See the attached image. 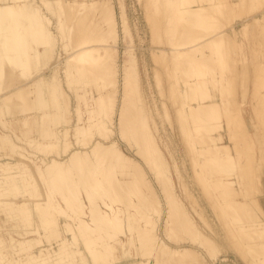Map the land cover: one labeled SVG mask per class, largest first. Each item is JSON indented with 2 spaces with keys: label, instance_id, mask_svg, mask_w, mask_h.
<instances>
[{
  "label": "bare ground",
  "instance_id": "obj_1",
  "mask_svg": "<svg viewBox=\"0 0 264 264\" xmlns=\"http://www.w3.org/2000/svg\"><path fill=\"white\" fill-rule=\"evenodd\" d=\"M140 3L147 13L146 29L156 35L143 51L156 54L160 59L154 64L165 71L158 80L165 81L157 83L158 96L171 92L165 111L159 100L145 101V106L156 105L160 116L169 112V125H177L183 132L182 146L189 148L183 151L185 159L193 158V163L199 159V167L192 170L203 171L204 177L200 183L188 184L194 190L205 186V192H199L200 202L196 198L183 201L178 191L168 194L173 186L186 196L179 157L169 160V153H164L168 136V144L177 139L171 130L161 133L162 118L153 122V113L139 117L138 107L144 104L137 75L130 76L131 67L129 73L125 69L128 78L117 84L107 75H114L118 68L115 45L108 41L117 34L119 19L111 0H0V81H8L9 71L19 75H14L18 82L23 80L18 85L13 82L10 89L12 83L0 85V115L12 113L13 104L28 94L38 109L0 121V264H234L233 253L239 262L253 256L256 260L246 258V264H264V197L257 202L261 211L254 206L262 213L257 217L250 195L252 184H264V92L248 93L254 82L259 88L264 83V0ZM63 4L70 14H65L67 19L56 15L54 27L50 12L66 10ZM257 4L258 9L248 14V7ZM122 9L118 24L124 32L128 19ZM236 10L240 18L230 23ZM52 28L68 45L64 43L62 62L65 79L77 84L75 120L55 128L49 142H35L39 147L48 145L40 157L11 142L8 128L11 123L21 130L55 108L62 113L60 102L66 94L48 72L54 64L46 66L53 55ZM139 54L136 57L145 59ZM241 55L245 65L239 64ZM186 60L189 67L181 69L180 61ZM236 76L243 78L239 84L243 97L236 104H246L242 120L248 134H254L251 142L239 141L233 128L228 129L226 119L233 109L216 97L224 83ZM182 77L184 86L189 82L193 87L186 91L187 100L180 98ZM63 102L67 106L69 101ZM114 121L124 150L113 135ZM30 138L24 141L31 143ZM196 141L204 142L196 145ZM251 143L253 150H261L260 157L252 170L243 165L240 171H252L253 177L241 179L236 170L247 159L241 156ZM198 207L203 215L191 217V212L199 215Z\"/></svg>",
  "mask_w": 264,
  "mask_h": 264
},
{
  "label": "rangeland",
  "instance_id": "obj_2",
  "mask_svg": "<svg viewBox=\"0 0 264 264\" xmlns=\"http://www.w3.org/2000/svg\"><path fill=\"white\" fill-rule=\"evenodd\" d=\"M115 2H117V5H116ZM123 2L125 3V5H124ZM139 2H138V0H122V4L120 5V3H121L120 0H118V1L117 0H111L112 7H114V10H115L116 19L117 18H119V19H117V24H116L117 27H115V30H114V32L117 31V34L113 32L114 35L110 36L108 38V41H109L110 44H112V45L114 44L115 45V48H114V52H115V55H116L115 59H116V61L118 63V64L116 63V67H118L119 69L116 68L117 69V71H116L117 73L115 72L114 75H113V73H110V74L106 73V74L108 76H110L111 79L116 82V84H117V82L118 83H120L121 81L123 82V78H128V76H126L124 74L126 72L127 73L130 72L129 71L130 67H131V73H133L130 76L134 77V76L137 75V77H138L137 79H139L138 81H140V82H138V85L140 83V86L138 87L137 90L141 91V93H142V96H141L142 104H144L142 108L138 107V108H140L139 109V117L140 118L142 117L141 114L153 113V116H152L153 117V122H155L156 120L162 118L164 120L165 124H162L160 126L161 133H163V131L165 130L166 134H170V130H171L172 134L177 139V141L173 140V142L168 144V142L171 141V137L168 136V138L166 140L167 148L164 150V153L165 154L169 153L168 154V159L169 160L175 159L173 157H175L176 155L179 157L178 158V166L177 167L181 169V173L182 172L185 173V175H183V179L187 182V184H186L187 185L186 196L184 195L185 192L183 190H181V189H179L177 187H173V186H172V188L170 190H168V194H172V193L177 194V191H178L179 192V196L181 197V199L183 201H186L187 199L190 200V199L196 198V201L200 202L201 196L199 195V192H201V193L203 191L205 192V190H206L205 186L202 185L201 187H199L200 189H195L194 190V188L192 187V184L191 185L188 184V181H196V182L200 183L201 179L204 177V176H202L203 171H199V172L195 173L192 170L193 167H195V166L199 167V162H200L199 159L195 158L194 159V163L192 162L193 158H191V162L188 159L187 160L185 159L183 151L185 150V151L188 152L189 148L183 147L184 144H181V143H183L185 141H184V139L182 141L179 140V138L182 136L183 132L177 127V125H175V124L173 126L171 124L169 125V123H170V114H169V112L168 113H163V115L160 116L161 113L158 114L157 109L155 107L156 105L153 106L152 103H151V105L149 107H147V105L145 106V101L146 102L147 101L151 102V101H154V100H159V102H162V104L160 106V109H164V111H165L167 109V100H169V96H170L171 92L168 93L167 91H162L163 93L160 92V97L158 96V94H159V91H158L159 89L158 88L160 86L159 85L157 86V83L158 82L162 83V82L165 81V80H163L164 78L160 79L161 81H158L159 78L163 77V76L160 77V73L162 71H163V73H165V71L163 70L164 67H161L160 65L159 66L155 65V64L158 63V60L160 59L158 56L156 57V54L153 55V54H150L148 52H147L148 54H145V52H144L146 47L151 45V42L155 38L156 35L150 33L149 29H146V25L148 23L147 22L148 20L145 21L146 20L145 17L147 18V13L145 11L141 10V8H140L141 3L139 4ZM224 3H225V8H226L227 4H226V2H224ZM67 4H65V5H67ZM65 5H64V7L66 9V7L68 5L67 6H65ZM252 5H254V4H252ZM120 6L123 7L122 10H124L126 12V18L128 19V21L126 22V27L128 26L127 29H130L128 31L131 32V33L129 32L131 36L127 35V33H128L127 29L123 32L121 25L118 24V22L121 21V19H120L121 17L119 16V14H121L120 13V11H121L120 10V8H121ZM257 9H258V4L255 5V6H249L248 9H247L249 11L248 14L254 13ZM63 10H64V8L62 10H60V12L61 11H62V13L64 12L63 14L60 13L59 10H57L56 13L55 12H53V13L50 12V16L52 17V20L54 18V20H53V22H55L54 25L55 24L57 25V21H55L56 15L61 14L64 17L65 14L69 13V11L67 12L68 7H67L66 10H64V11ZM117 10H118V12H116ZM44 11L46 12L47 10H44ZM50 16H49V18H50ZM67 16H69V15H67ZM231 18H232V21L230 23L235 22L237 19L240 18V14H238L237 10L235 11V13L232 14ZM65 19H67L66 16H65ZM56 25L54 27H56ZM52 29H53L54 37H55V40L53 42V50L51 52L53 55L51 54L52 58L47 62L46 66L48 67V66L54 64L53 68L48 70V72L50 73V75L54 76L55 78H57L59 80L61 88L63 90L62 92L66 94L65 95L66 99L63 98L61 100V102H60L62 104V108H63L62 113L60 114L59 111L57 110V108H55L56 110H52V111L48 110L49 111V115L48 114H44V115L38 116L37 118L32 119L26 125H22L21 130L17 129V127L15 125H12L11 123L9 125L10 128H8L10 130L11 134H12L11 135V142L20 143L21 146H25V148H26L25 151H29L32 154L35 153V154L39 155L40 157L43 155V153H45V151H48V149H46L48 147V145L42 144L39 147L37 144L35 145V142H37L39 140H44V141H48L49 142V137H50L52 131L55 130V128H60L61 127L60 124H63V125H66V126L70 125L75 120V112H74L75 96H74V94L76 92V88L74 86L77 85V84L74 83V82L70 83L69 81H67L65 79V77H64V72H63V62L62 61L65 59L64 58L65 57V50H64L65 45H64V43H65L66 39L65 38H61V34L60 33H58L59 35L56 33L57 32L56 28H52ZM124 33H126V34H124ZM150 34L153 35V36H151ZM116 35H118V36H116ZM114 36H116V37H114ZM152 37H153V39H152ZM62 39H64V40H62ZM65 44H66V47H67L68 46L67 43H65ZM140 51L142 52V54H141L142 57H145V59H141L140 56L136 57V55H138ZM131 54H132L133 57H135L137 59L136 60L137 63L135 61H132ZM254 55L256 57H258L259 56V52H254ZM147 56L149 57L148 59L146 58ZM157 58H159V59H157ZM238 61H239V64L245 65V63H246L245 57L243 55H241V58ZM186 62H188V61L187 60L186 61H182V62L180 61V63H182L181 64V69H185V68L189 67V65H188L189 63H186ZM133 63L134 64L136 63V65L135 66L132 65ZM141 63L143 65H145L144 67L147 66L150 70L149 69L146 70L147 67L144 68ZM144 63H146V64H144ZM123 65H125V66H123ZM130 65H132V66H130ZM152 65L156 66L155 71L151 70ZM126 66H129V67L126 68ZM159 68H162V69H159ZM125 69H126V72H125ZM143 69H145V70H143ZM148 70L150 72H148ZM140 71L143 74H141ZM10 72L11 71H9V73L7 72L8 74L5 73V76H6V74L8 75V76L5 77V79L8 80V81L6 80L7 81L6 83H9V84L12 83V86H10L8 89L13 87V85H15V84L18 85L17 83L23 81L22 80V81L18 82L17 78L14 77V75H16V73L15 74H11V73H14V72L13 71L11 73ZM121 73H123V74L121 75ZM139 73H140L141 76L138 75ZM163 73H161V75H163ZM183 73L184 72H182L181 75L185 77V74H183ZM9 75H11V79L14 78L13 81L10 79ZM142 75L144 77H142ZM157 75H159V76H157ZM244 75L245 74H243V76ZM16 76L19 77L18 74ZM243 76L241 75V77H243ZM7 77H9L10 80ZM184 77H182V79H181L182 88L186 84L185 82H184L185 84L183 83ZM236 77H231L230 79H228L224 83V88L221 89V94L217 95L216 97H217V99H219L222 102V104H224L226 106H230L231 109H233V111L228 113V119H226V122L229 124L228 129L229 128H233L234 133L237 134V138L239 139V141H240V139H244V140H246L248 142H251L252 140L255 139L254 138V134H252L251 132H249L251 134H248V129H246V124L242 120V109L245 107L246 104H241V103L236 104L238 102V100L241 97H243V94H241L242 91H239V89L241 88V87L239 88V84L240 85L242 84L243 78H240V77L238 78V76H236ZM262 79L264 80L263 77H261V80ZM1 80H3V79H1ZM19 80H20V78H19ZM258 80H260V79L258 78ZM9 81H12V82H9ZM4 82L2 83V81H0V83H1L0 85L4 84ZM13 82H15V84H13ZM6 83L4 85H6ZM4 85H2V86H4ZM190 85H191V83H190ZM2 86H1V88H3ZM185 87H187V89L188 88L189 89L186 90ZM261 87H264V83H262V85L259 88V87H257V85L254 82L252 87L249 89L248 93L252 94L253 92L254 93L255 92L256 93L257 92H264V90H262ZM144 88L146 89V91L143 90ZM182 88H181V90H182L183 95L180 93V95H182V96H180V98H182V100H187L185 98L189 97L188 93H190V91L193 90V87L192 86L190 87L189 86V82H187V86H184L183 89ZM184 92H185V94H187L186 97L184 95ZM29 93L33 94V91L32 92L30 91ZM245 94H247V92ZM28 95L30 96V97L27 96V98H30V100L28 99L29 101L27 100V98L21 99L20 101H16V103H14L13 106L11 107V109H13V112L8 114V115L5 114V116H3L4 114L2 116L0 115V118L3 117V118L0 119V121H2V122L4 120L6 121L8 119V117H9V115H11V114H19V113H22V112H25V111H27L29 113H34V112L38 111V109L35 106L34 98H32L31 94H28ZM180 98H179V101H180ZM24 100H27V102H28L27 105L30 104L31 107H30V105L27 106L25 104L26 102ZM63 101H65V102L69 101L68 105L66 106ZM29 102H31V103H29ZM117 104H115L116 106H114V107H117ZM248 105L250 106L252 104L250 103ZM27 108H29V110ZM65 115H66V117H65ZM115 115H116V113H113V115H112L113 118H114ZM112 128L114 130L113 135L121 141L120 147H122V149L124 150L126 145H125L124 140L122 138H119L118 135L116 134V122L115 121L112 123ZM2 129L3 128H0V130H2ZM162 129H163V131H162ZM7 131L8 130H6V132ZM23 132H24V134H23ZM227 132L231 133L229 130L226 131V133ZM35 134H38V135L35 136ZM30 136H31L30 139L32 140V142L31 143L25 142L24 140L27 137H30ZM201 142H204V141H201ZM201 142H199V143H201ZM199 143H198V141H196L195 144L198 145ZM253 147L254 146H253L252 143L248 144V146H245V150H244V152H243V154L241 156V157H247V159L243 160L242 162H239V166H242V167L239 168V170H236V172H238L239 176H241L240 177L241 179L242 178H251V177H253L254 172H252V171H243V174L240 173L242 168H244L243 165H245L246 168L252 170L253 169L252 166H253L254 162H256L258 157H260L261 150H253ZM60 148H61V146L59 145L57 147L58 151H60ZM19 149L20 148H17V150H19ZM127 151H128V149H127ZM48 154H50V153L48 152ZM191 171H192V175H189V173ZM186 173L188 175L187 177H186ZM170 178H175V177L171 176ZM263 180L264 179H262V181ZM251 183H252V181H251ZM169 186H171L170 185V179H169ZM154 190L156 191V188H154ZM251 190H252V192L250 193V195L253 197V199L251 200V204H254L253 207H252V211H254V210H257L256 209L258 207L257 202L262 200V198L264 197V184L263 185H259V184L254 183V184H252ZM253 190H255V191H253ZM161 204H162V202H161ZM254 206L256 208H254ZM187 209H188V206H187ZM197 209L199 211L201 210L199 212V215L198 214H194L193 212H191L190 213L191 217L199 218L201 215H203L204 210L200 209L199 207ZM259 209L260 208L258 207V210ZM260 211H261V209H260ZM255 213H256V216L258 214H260V215L262 214L259 211L258 212L255 211L254 214ZM162 215H163V212H161V216H158L157 223L161 221ZM260 215H258V216H260ZM206 217H207V219L211 220V217H209L208 215ZM233 255H232L231 258L233 259V263L234 264H246V262H248L247 260L248 259L250 260L253 257L252 256L251 258H249V257L247 258V256H244L245 258L243 259V257H242V261L243 260L245 261L246 258H247V260L245 262L244 261L243 262L242 261L239 262V259H237L236 255L234 253H233ZM258 256L260 257L261 254H259ZM256 257H257V255H256ZM253 258H255V257H253ZM253 258H252V260H253ZM211 259L212 258H210V261H211ZM237 260H238V262H237ZM254 260H256V258ZM213 263L217 264V263H219V261H217V262L214 261ZM249 264H251V263H249Z\"/></svg>",
  "mask_w": 264,
  "mask_h": 264
}]
</instances>
